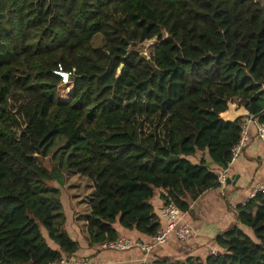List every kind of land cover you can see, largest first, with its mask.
I'll use <instances>...</instances> for the list:
<instances>
[{
  "label": "trees",
  "instance_id": "16d2710c",
  "mask_svg": "<svg viewBox=\"0 0 264 264\" xmlns=\"http://www.w3.org/2000/svg\"><path fill=\"white\" fill-rule=\"evenodd\" d=\"M4 1L12 51L0 60V264H49L80 250L55 224L60 201L33 190L64 184L43 165L59 135L67 169L94 184L86 239L95 246L120 237L116 223L154 236L159 190L184 213L221 186L245 125L225 120L239 116L231 102L264 124V6L255 0ZM198 151L219 171L195 162ZM232 211L255 238L233 224L216 237L221 252L150 264H264V192Z\"/></svg>",
  "mask_w": 264,
  "mask_h": 264
},
{
  "label": "crops",
  "instance_id": "0c3cea01",
  "mask_svg": "<svg viewBox=\"0 0 264 264\" xmlns=\"http://www.w3.org/2000/svg\"><path fill=\"white\" fill-rule=\"evenodd\" d=\"M236 110L245 109L246 114L238 117L245 118V127L248 130V141L240 153L237 161L229 168L228 177H235V180L217 188L210 189L191 203L190 209L183 214V222L193 228V236L187 241H180L175 236H169L166 243L154 247L151 255H145L140 249L133 248L128 251L102 250L99 245L90 246L87 241H82L80 250L75 254L77 257H91L102 261L104 264H143L146 262L163 261L165 257L183 259L189 256L206 259L211 250L221 252L222 249L216 242V237L231 227L233 224L245 232L250 229L235 220L232 208L245 204L254 195L255 191L264 186V144L260 140L253 116L244 106L234 103ZM202 158L210 161L207 151H198L195 162ZM216 165H212L215 167ZM217 171L219 168L215 167ZM162 190H159L151 203L160 219V228L165 227L167 222L162 217V210L165 202L161 197ZM121 237L130 238L144 242H150L151 237L141 234L136 230H128L120 224L115 225ZM69 231L74 234L72 218L68 222ZM50 245L52 244L49 242ZM54 249H59L53 246Z\"/></svg>",
  "mask_w": 264,
  "mask_h": 264
},
{
  "label": "rangeland",
  "instance_id": "374dc122",
  "mask_svg": "<svg viewBox=\"0 0 264 264\" xmlns=\"http://www.w3.org/2000/svg\"><path fill=\"white\" fill-rule=\"evenodd\" d=\"M255 1L264 6V0ZM8 34L7 8L5 6V1L0 0V60L9 56L12 51L9 46L10 41ZM155 43L156 39L145 41L143 43V53L148 54L149 47L155 45ZM93 44L95 46H102V36L98 35L95 37ZM72 89V85H70V87L64 91L62 94L63 99H69L68 94ZM232 106L234 114H243L244 110L242 108L236 110L234 103H232ZM69 152L70 148L68 147L66 136L64 134L59 135L51 148V154L43 159V165L50 172L57 169V172L64 178V184L57 181L43 180L34 184L33 190L41 201L51 206H54L56 203L55 200L60 201L59 206L53 208L55 224L57 227L65 224V230L68 232L69 236L76 240L81 247L82 241H87V224L91 213L90 205L94 199L95 190L94 184L89 178L67 169L66 159ZM69 218H72V225L75 229L74 234H72L68 228ZM248 228L251 230L250 233L244 232L255 238L253 230L250 227ZM44 234L47 237V233L44 232ZM51 243V246L57 247L56 243Z\"/></svg>",
  "mask_w": 264,
  "mask_h": 264
},
{
  "label": "built area",
  "instance_id": "2783aa9c",
  "mask_svg": "<svg viewBox=\"0 0 264 264\" xmlns=\"http://www.w3.org/2000/svg\"><path fill=\"white\" fill-rule=\"evenodd\" d=\"M55 74H57L61 78L63 83H69L71 81L72 73L63 69L62 66H59V68L55 71ZM255 124L257 128L258 136L262 141V143L264 144V124L258 122V120L255 121ZM247 141H248V130L244 126L241 140L239 144L233 149V158L230 162V167L237 161ZM228 170L219 171V183L221 184V186L226 185V181L228 178V173H227ZM258 191L264 192V186L257 189L255 191V194ZM183 214L184 213L180 210V208L174 203L165 204L162 210V217L163 219L166 220L167 225L165 227L160 228L158 232L151 237L150 242L133 240L130 238L120 236L115 240L105 241L99 244V246L102 250H115V251H128L133 248H138L145 255H151L154 247L166 243L169 236L171 235L175 236L180 241H187L192 238L193 228L189 224L183 222ZM215 253L216 251L211 250L210 255ZM49 264H104V263L98 259L91 257H77L75 255L73 256L65 255L56 261L50 262ZM143 264H150V263L145 261V263Z\"/></svg>",
  "mask_w": 264,
  "mask_h": 264
},
{
  "label": "water",
  "instance_id": "95a60500",
  "mask_svg": "<svg viewBox=\"0 0 264 264\" xmlns=\"http://www.w3.org/2000/svg\"><path fill=\"white\" fill-rule=\"evenodd\" d=\"M212 165H213V161H212V160H210V161L207 162V166H212ZM234 180H235V177H233V176H232V177H228L226 183H227V184H230V183H232Z\"/></svg>",
  "mask_w": 264,
  "mask_h": 264
},
{
  "label": "bare ground",
  "instance_id": "6f19581e",
  "mask_svg": "<svg viewBox=\"0 0 264 264\" xmlns=\"http://www.w3.org/2000/svg\"><path fill=\"white\" fill-rule=\"evenodd\" d=\"M230 107H231V109L233 110V106H232V104H230ZM243 111V110H242ZM243 114H244V111H243Z\"/></svg>",
  "mask_w": 264,
  "mask_h": 264
}]
</instances>
